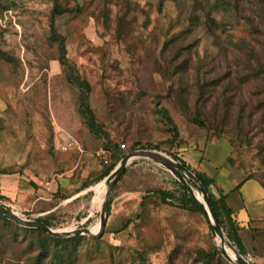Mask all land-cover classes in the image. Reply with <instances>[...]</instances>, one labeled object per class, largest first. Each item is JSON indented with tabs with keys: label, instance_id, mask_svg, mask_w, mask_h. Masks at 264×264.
<instances>
[{
	"label": "rangeland",
	"instance_id": "1",
	"mask_svg": "<svg viewBox=\"0 0 264 264\" xmlns=\"http://www.w3.org/2000/svg\"><path fill=\"white\" fill-rule=\"evenodd\" d=\"M54 1L0 0V204L25 219L52 214L54 230L87 227L95 233L109 175L100 180L111 161L108 142L124 143L126 155L136 141L135 150L176 155L206 174L201 161L195 165V150L222 139L229 147L226 166L264 188V107L248 109L244 118L256 113L244 121L226 119L219 134L211 128L221 117L215 102L225 98L237 118V103L264 100V75L257 76L264 65V3L57 0L65 10L55 15L54 27L65 39L67 59L90 86L89 107L102 132L96 135L83 123L78 90L58 61L50 31ZM68 138L77 146L62 151L59 144ZM133 162L112 187L102 233L72 236L78 239L59 244L55 253L70 247L73 264H192L198 251L220 247L202 212L153 195L141 205L147 191L174 190L178 180L149 159ZM243 213L235 217L240 221ZM262 215L239 231L244 257L253 264H264V210ZM17 235L15 241L4 230L0 264L33 262L32 234L19 229Z\"/></svg>",
	"mask_w": 264,
	"mask_h": 264
},
{
	"label": "trees",
	"instance_id": "2",
	"mask_svg": "<svg viewBox=\"0 0 264 264\" xmlns=\"http://www.w3.org/2000/svg\"><path fill=\"white\" fill-rule=\"evenodd\" d=\"M224 1V0H223ZM262 3H264V0H259ZM162 3V0H160V4ZM65 9H63L57 0L54 1V6L52 10V16L50 20V31L51 36L56 40L57 42V48H58V61L61 66L64 68L65 72V79L73 84L78 90V112L80 114V117L82 118L83 123L87 126V128L96 135L102 134L101 128L98 127V123L95 122V117L89 107L88 103V93L90 91V86L87 83L86 80H84L76 71L74 65L67 59L66 57V49H65V39L64 37L59 34L54 27V18L55 15L61 14L64 12ZM192 18V24H195V21H197L196 17L190 16V19ZM264 25V21H263ZM257 66H260L258 64ZM264 75V65L261 66V70L259 73H257V76L261 78ZM228 76V73L226 74V77ZM245 78V77H244ZM229 87H224V91L227 92ZM236 90V88H235ZM223 91V92H224ZM223 92H221L223 96ZM227 94V93H226ZM236 96H234L235 99ZM224 98V97H223ZM227 102L230 103L231 96L227 95ZM200 99L202 103H204V97L203 95L200 96ZM236 101V100H235ZM237 111L238 116L236 118V110L233 111V114L230 115V112L227 109L226 105V99L224 98L222 102H215L213 104L214 106V112L218 115H221L220 118H218V122L215 120V116L213 115V119L216 123H213L211 125V128L219 133L222 132L223 126L226 125L228 119H236L238 122L239 120L244 121L247 119L252 118L253 114L256 112H251L246 118L243 117V114L250 108L255 107L257 109L262 110L264 107V100L259 101H243L242 103H237ZM204 106V105H203ZM202 106V107H203ZM243 117V118H242ZM227 119V120H226ZM194 120H196L199 124L203 125L202 119L199 117H196ZM166 122L172 124L171 120L166 116ZM220 122V123H219ZM223 123V124H222ZM222 124V125H221ZM173 130L175 131L176 128L174 127ZM139 145V142L132 141L131 145L128 147L129 151H133L136 149V147ZM106 149L110 152L111 155V161L110 163L105 167V169L102 171V176L100 178L103 179L105 176H107L113 168L119 163V161L124 156L123 150L119 147V144H113L112 142H108L104 145ZM152 149V148H149ZM174 159H176L181 165L186 167L188 170H190L195 177L198 179L199 183L203 186L205 194L210 202V205L213 209L214 215L224 233L226 238L231 242V244L237 249V251L245 256L247 254V250L245 248V245L243 243V240L240 236L239 231L242 229V227L239 225L237 220L234 217V213L232 209L228 206L226 199L222 195H215L212 192L211 187L213 186V179L205 175L201 172H194L188 164L185 163V161L179 159L176 155H172ZM135 162V161H134ZM132 162V164L134 163ZM125 172V170H124ZM123 172V173H124ZM177 188L174 190H166V189H152L145 193V195L142 197L141 205H143L144 201L147 199L149 195L156 196L160 202L162 203H169L171 205L182 207L186 210L190 211H197L201 212L199 205L197 201L190 196V194L186 191L184 186L179 182L176 181ZM4 197L0 196V199ZM111 202H109L108 211L110 208ZM53 215H46L45 217H38L35 220L38 222H41L48 227H53ZM19 229L25 230L28 233L32 234L33 241L29 239V247L30 250L33 251V262L31 264H73L74 263V254L73 249H69L65 246H63L65 249H67L68 252H65L64 248H59V254L55 253L58 250L59 244H67L71 243L78 239V237H69V238H57L50 236L45 231L37 228H23L18 226L15 222L3 217L0 215V243L3 239V232L4 230H8L10 234L12 235L13 239L16 241L18 239L17 231ZM51 244L53 247L52 251V259L49 261V263H46L45 258L49 256L48 253V244ZM1 246V244H0ZM213 259H218L219 261L223 262V264H229L228 262H225L221 258V254L216 246H213L212 249H210L207 252L204 251H198L195 255L194 263H204V264H210Z\"/></svg>",
	"mask_w": 264,
	"mask_h": 264
},
{
	"label": "water",
	"instance_id": "3",
	"mask_svg": "<svg viewBox=\"0 0 264 264\" xmlns=\"http://www.w3.org/2000/svg\"><path fill=\"white\" fill-rule=\"evenodd\" d=\"M137 158L149 159L155 163L162 165L165 169H167L170 173H172L177 180L184 186L186 191L193 197L208 221L209 229L213 236L219 239L220 247L218 248L220 254L231 264H253L249 260H247L243 255H241L231 244V242L224 235L215 215L213 209L210 205V202L205 194L203 186L199 183L198 179L195 175L188 170L186 167L176 162L174 159L169 158L168 156L152 151V150H133L128 154L124 155L119 163L113 168V170L106 177L105 182L107 183V189L104 194V199L101 205V210L99 213V228L93 233L87 227L74 228L70 230H54L47 225L38 222L33 219H25L19 216L17 213L9 209L8 207L0 204V215L15 222L17 225L26 227V228H37L45 231L47 234L57 238H65L72 237L77 235H88L90 237H96L100 235L105 227L107 216H108V206L110 202V195L112 187L114 186L117 179L123 174L126 167L133 162V160ZM189 181L195 185L197 191L201 193V197L203 199V203L196 198L194 194V189L189 183ZM210 216V217H209ZM225 247H228L234 253V257L231 258L226 252Z\"/></svg>",
	"mask_w": 264,
	"mask_h": 264
},
{
	"label": "crops",
	"instance_id": "4",
	"mask_svg": "<svg viewBox=\"0 0 264 264\" xmlns=\"http://www.w3.org/2000/svg\"><path fill=\"white\" fill-rule=\"evenodd\" d=\"M195 151H197V154L194 153L196 154L195 165L198 166L201 161V171L213 179L212 187L218 195L225 197L234 217L238 210H245L242 220L239 221L235 217L242 229L250 221L253 223L261 219L264 210V188L253 178H240L238 169L234 173L230 167L226 166L225 162L229 154L227 143L222 139L211 140ZM19 182L20 180H15L13 185L18 186Z\"/></svg>",
	"mask_w": 264,
	"mask_h": 264
},
{
	"label": "built area",
	"instance_id": "5",
	"mask_svg": "<svg viewBox=\"0 0 264 264\" xmlns=\"http://www.w3.org/2000/svg\"><path fill=\"white\" fill-rule=\"evenodd\" d=\"M76 146H77L76 143L72 139H69V138L66 141H64V142L59 144V147H60V149L62 151H67V150H70V149H74V148H76ZM119 147L120 148H124L125 144L121 143V144H119Z\"/></svg>",
	"mask_w": 264,
	"mask_h": 264
},
{
	"label": "bare ground",
	"instance_id": "6",
	"mask_svg": "<svg viewBox=\"0 0 264 264\" xmlns=\"http://www.w3.org/2000/svg\"><path fill=\"white\" fill-rule=\"evenodd\" d=\"M105 189H107V185H106V187H105ZM105 192H106V190H105ZM102 195H104V194H102ZM199 196H200V194H199ZM197 198V197H196ZM202 203H203V199H202V197L200 196V199H199ZM210 217V216H209ZM98 228V227H97ZM222 245V244H221Z\"/></svg>",
	"mask_w": 264,
	"mask_h": 264
}]
</instances>
